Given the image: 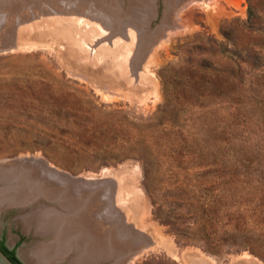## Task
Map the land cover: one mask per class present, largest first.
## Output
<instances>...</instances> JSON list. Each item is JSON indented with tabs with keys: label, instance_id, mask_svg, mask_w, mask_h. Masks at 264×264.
Instances as JSON below:
<instances>
[{
	"label": "rangeland",
	"instance_id": "1",
	"mask_svg": "<svg viewBox=\"0 0 264 264\" xmlns=\"http://www.w3.org/2000/svg\"><path fill=\"white\" fill-rule=\"evenodd\" d=\"M2 1L0 161L34 159L101 208L68 215L49 194L3 206L0 241L35 264L28 253L56 238L37 230L50 207L65 227L98 216L93 264H264V0H154L145 39L96 33L72 0ZM75 244L51 263L73 264Z\"/></svg>",
	"mask_w": 264,
	"mask_h": 264
},
{
	"label": "bare ground",
	"instance_id": "2",
	"mask_svg": "<svg viewBox=\"0 0 264 264\" xmlns=\"http://www.w3.org/2000/svg\"><path fill=\"white\" fill-rule=\"evenodd\" d=\"M15 1H19V0H15ZM60 1H63V0H60ZM72 1H74L73 5L79 6V3H80L81 6L84 5L86 7L85 9H88L93 13L92 15L94 18L92 21H94V23L91 24L92 25L91 28L93 31H96V33H101L103 31L102 27H105L106 30H104V32L119 33L126 38H130L131 36L136 37L138 35V34H133V33L131 34L128 31V28H132L133 31H137L138 33H141V39L144 38L149 29L148 25L150 24L151 19L154 16L155 11H156L154 0H129L131 5L126 13L122 9L121 7L122 5L121 6L119 5L120 3L118 2L120 1L117 2V0H81V1L72 0ZM198 1L202 2V1H207V0H198ZM2 2L3 1L0 0V5ZM57 5L61 7V4L57 3ZM171 9L172 8H169V10ZM170 18H171L170 11H168L166 14V19L170 22L166 21V23L167 22L172 23ZM155 33L159 34V32H155ZM150 40L151 39H149V41ZM116 46H119V50L120 52H122L120 53L122 58L125 57L123 56L124 52L126 53L127 51L131 50V45L120 43V45H116ZM121 72H122V69H121ZM34 163H35L34 159L27 160L25 158L15 159L13 161H7L6 159L0 161V184H3V186L7 185V187L5 186V187L0 188V208L3 206H11L15 204H18V205L25 204L27 203V201L31 203L35 198L41 196V194H44L48 198L50 195L52 199L57 198L56 200L60 201V204L62 205L63 209L68 213V215L71 214V211H69L67 208L77 209L78 207L81 206L82 202L85 199L91 200L92 203H95L96 208H97L96 212L100 210L101 196L99 192H93L92 194H88L86 196V194L84 195V193H82L84 189L80 187L78 182H77L78 185H75L76 187L74 186L75 188L74 187L69 188L68 186L64 185L65 182L63 181V179H61L58 176L53 177L52 175L38 174L36 172V170H38L36 168L37 166H34ZM44 163L46 164V162ZM59 174L61 175L63 173H59ZM110 196L111 194H109V196L106 198V200H108L109 203H111ZM119 202H121V200ZM43 208H41L42 210H40L42 212L39 211L40 214H39L38 219L40 220H39V225L37 229L38 234L46 235L53 230L55 231L54 233H56L55 235L56 238L54 239L52 243L48 245L41 246L38 249L33 250V251L31 250L28 253V256L30 254L29 258H31L35 264H52L51 260H54L56 257L63 256L65 254H69V252H71L72 250H75V247H74L75 240L72 241L69 238L70 235H73L71 231H76L78 230L77 228L80 229L81 227L87 226L88 230L86 234L83 236H81L80 234L82 239L79 238L75 244L77 248V254L75 255V259L73 258L74 260L72 263L73 264H93L92 262L95 261L94 257H96L95 254L97 250L103 249L99 247L103 246V241H104L103 240L104 235L101 234L102 232H100V230L97 231L98 233L90 232L92 227L95 229L96 224L100 222L98 220V216L96 215L86 216L85 215L84 217L80 216L77 220L70 219L67 224L69 227L68 228V227L62 226V224H56L58 221L61 222L60 220H58V218H55L57 216H60L57 214L58 212H56L50 207H43ZM108 211L110 212V209ZM61 223H64V222H61ZM61 227H64V229L63 228L61 229ZM135 234L137 235V233ZM78 235L79 233L76 234V236ZM116 240L117 241H114L112 243L109 242L110 244H112L110 251L112 250L113 252L115 251V253H111V255L115 256V254L117 253L120 254L124 252L121 256L116 258L117 259L116 263L118 261H121L122 263L124 260L123 258L126 257L127 255L126 253L127 250L124 251V248H123L124 245L122 246V243L123 244L125 243L124 242L125 235L123 234L122 231H119ZM130 245L132 246V244ZM147 248L148 247L144 246L141 252H135L134 254L131 253L133 254L132 260L139 257V255H141L142 252ZM82 249L84 250L80 251ZM101 257H105V256L102 255ZM129 262L130 261L128 260L127 263L129 264ZM205 263L211 264L209 262L208 263L205 262Z\"/></svg>",
	"mask_w": 264,
	"mask_h": 264
},
{
	"label": "trees",
	"instance_id": "3",
	"mask_svg": "<svg viewBox=\"0 0 264 264\" xmlns=\"http://www.w3.org/2000/svg\"><path fill=\"white\" fill-rule=\"evenodd\" d=\"M0 249L4 252V254L15 264H23L17 257L15 254V250H9L8 248H6L4 246V242L0 241Z\"/></svg>",
	"mask_w": 264,
	"mask_h": 264
},
{
	"label": "water",
	"instance_id": "4",
	"mask_svg": "<svg viewBox=\"0 0 264 264\" xmlns=\"http://www.w3.org/2000/svg\"><path fill=\"white\" fill-rule=\"evenodd\" d=\"M38 199V197L37 198H35L31 203H33V202H35L36 200ZM24 206H26V205H24ZM21 208H24V207H22V206H20ZM20 207H18V208H20ZM0 264H15L14 262H12L5 254H4V252L0 249Z\"/></svg>",
	"mask_w": 264,
	"mask_h": 264
},
{
	"label": "flooded vegetation",
	"instance_id": "5",
	"mask_svg": "<svg viewBox=\"0 0 264 264\" xmlns=\"http://www.w3.org/2000/svg\"><path fill=\"white\" fill-rule=\"evenodd\" d=\"M2 242V241H1ZM4 242V246L6 247V248H8L9 250H15V254H16V257L18 258V255H17V251H18V246L17 245H14L13 247H11V248H9V247H7V245H6V242L5 241H3ZM19 259V258H18ZM20 260V259H19Z\"/></svg>",
	"mask_w": 264,
	"mask_h": 264
}]
</instances>
